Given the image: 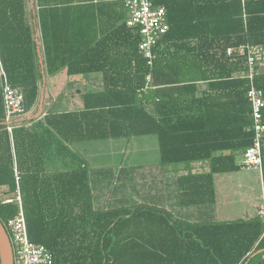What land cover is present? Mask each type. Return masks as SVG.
Instances as JSON below:
<instances>
[{
    "label": "trees",
    "instance_id": "1",
    "mask_svg": "<svg viewBox=\"0 0 264 264\" xmlns=\"http://www.w3.org/2000/svg\"><path fill=\"white\" fill-rule=\"evenodd\" d=\"M151 1L165 7L168 28L148 64L139 30L122 13L112 27L88 32L87 10L99 13L102 3L35 0L40 45L28 0H0V68L21 90L23 112L37 101L42 72L103 78L100 90L82 94L81 109L45 112L10 133L0 86V222L17 213V202L5 199L18 188L28 237L50 251L52 264H264L258 215L215 221L211 212L214 174L240 169L236 157L254 137L246 56L226 50L264 49V0ZM255 67L252 83L264 100V72ZM200 81L208 84L202 91ZM144 135L156 136L159 167L185 164L187 172L164 180L153 167L91 168L70 148ZM261 157L264 180V139ZM170 195L176 211L159 203Z\"/></svg>",
    "mask_w": 264,
    "mask_h": 264
},
{
    "label": "crops",
    "instance_id": "2",
    "mask_svg": "<svg viewBox=\"0 0 264 264\" xmlns=\"http://www.w3.org/2000/svg\"><path fill=\"white\" fill-rule=\"evenodd\" d=\"M34 1L35 0H28V4H27L28 16L26 19L29 22V24L32 26L33 36L36 37V39L39 41L41 45L40 27L37 17V10L34 7V3H35ZM91 3L95 5L97 3H102L104 5L101 7L99 13H97L96 8L93 9V7H89V9L87 10V16L84 17V21L88 25V32L90 34L95 31V28H98V25H100V27L103 26L106 29L108 27H112L116 14L122 13L124 16L123 19L126 20L127 18V12L123 11V9H121L117 5L118 0H92ZM116 18H117L116 23L118 20H119L118 22H120L121 18L118 17ZM39 56L40 58H43L42 50ZM257 71L261 73L264 72V58L262 61H260L257 64ZM58 73L61 74L60 75L61 77L59 78L61 82L60 83L58 82L59 86L58 84L55 85V81H52L51 83L48 84L49 81L45 79L46 76L55 75ZM4 78L9 83L4 71L0 68L1 87ZM102 85H103V78L101 73L99 72H91L83 75L82 74L68 75L66 73V69H62L54 74H47L42 72L41 78L39 79V94L36 103L29 110H25L24 112H22V114L19 117H14L11 120V124L14 126L19 124V121H21L20 123H22L24 121H28L29 119L42 117L43 114L45 112H48L49 108L53 106V103L56 100L54 96L55 92L58 93L60 95V99L64 100V103L67 104L66 108L62 105L64 109L59 110L57 112H66V111L81 109L83 107V101L81 104L80 98L82 99V94L84 92H81L80 89L86 88L92 91H98L101 89ZM207 85L208 84L206 81H200L197 83V89L202 91L207 88ZM3 124L6 127L4 121ZM146 136L148 135L122 137L115 139L114 138L104 139L110 142L108 145L109 154L114 153V155L120 157L118 161L115 162V165L109 164L104 166L113 168L115 172H117L120 168L123 167L130 168L136 166L143 168L144 171H149V168L153 167L156 178L164 179V180H166V178H174L178 175L187 172V168L185 164L166 165L162 168L159 167V151L157 152V155L154 152L152 154L155 157L154 162L151 163L141 162L140 161L141 159H143L144 161L145 158L148 157V155L150 154L149 149L152 146V144H150L149 142V139H144ZM135 137L142 138L139 141V146L141 148V155L139 157H141V159H139L138 157L137 159H135L134 157L135 150L131 142H134L132 140H134ZM85 141H89V140H85ZM78 142H83V141H78ZM156 144L158 150V143ZM78 153L83 157V159L85 160L86 164L89 167L91 168L102 167V166H95L93 164H89L88 158H86L84 154H81L80 152ZM135 160L138 161L135 162ZM205 166H206L205 163H193L191 165V169L203 170L206 168ZM213 184L215 191V195H214L215 203L213 208L211 209V212H213V217L215 221L236 220V219L247 220L257 216L258 207L264 201V180H263V173L261 167L249 168V169H243L241 167L240 169L231 172L215 173L213 176ZM159 203L160 205L174 211H176V209L179 208L176 197H173L172 195L160 197ZM183 210L187 212L186 215H189L193 212L194 215L199 214L198 210L194 208H188V209L183 208Z\"/></svg>",
    "mask_w": 264,
    "mask_h": 264
},
{
    "label": "built area",
    "instance_id": "3",
    "mask_svg": "<svg viewBox=\"0 0 264 264\" xmlns=\"http://www.w3.org/2000/svg\"><path fill=\"white\" fill-rule=\"evenodd\" d=\"M127 11L125 23L129 27H135L141 34L138 49L151 64L153 59L152 49L157 41L166 33L168 25L165 7L155 5L151 0H122ZM228 55L232 53L245 54L247 71L245 75L250 78L251 85L247 91V98L251 103L252 129L254 133L253 142L240 155L242 168H260L262 164L261 144L264 139V119L262 109L264 100L262 91L257 89L252 78L255 74V66L263 60L264 50L260 45H238L226 50ZM150 75H146L148 87ZM2 100L4 107V122L9 132L13 125L11 120L19 117L23 112V94L18 87L11 86L6 79L2 83ZM15 200L18 204L17 213L6 221L4 228L9 236L13 264H52V255L43 245L31 241L28 237L26 220L24 217L20 192L17 188L15 195L5 199V202ZM257 215L264 223V201L258 207Z\"/></svg>",
    "mask_w": 264,
    "mask_h": 264
},
{
    "label": "rangeland",
    "instance_id": "4",
    "mask_svg": "<svg viewBox=\"0 0 264 264\" xmlns=\"http://www.w3.org/2000/svg\"><path fill=\"white\" fill-rule=\"evenodd\" d=\"M264 50V49H263ZM61 74H55V75H47L46 76V80L49 81V83H51L52 81H55V85L58 84V82L60 83V76ZM43 81V78H42ZM82 85V83H81ZM59 86V84H58ZM86 88H81L80 91L81 92H86L90 89H86ZM55 101L53 103V106L49 108V111L51 112H57L59 110H63L64 107L66 108L67 104L64 103V100L60 99V95L58 93L55 92ZM81 104H82V99L80 98ZM68 102V101H67ZM64 107H63V106ZM82 106V105H81ZM76 108V107H74ZM140 137H135L134 142H131V144H133V148L135 150V159H137V157L139 159H141V157H139L141 155V148L139 146V141H140ZM144 139H149L150 144H152V146L150 147L149 151L150 154L148 155L147 158H145V160L143 161V159H141V162H146V163H151L154 162V156L152 155L153 152L157 155V142H156V137L154 135H148L146 136ZM110 142H108V140H89V141H83V142H74L70 145V148L74 151L80 152L81 154H84L86 158H88L89 160V164H93L95 166H104V165H115V162L118 161V159L120 157H117L116 155H114V153L109 154V145ZM117 143V142H116ZM153 147V149H152ZM138 160H135V162ZM236 161L239 163V161H241V157L240 155H237L236 157ZM245 169V168H243ZM52 170V169H51ZM234 174V173H232ZM8 232V230H7Z\"/></svg>",
    "mask_w": 264,
    "mask_h": 264
},
{
    "label": "water",
    "instance_id": "5",
    "mask_svg": "<svg viewBox=\"0 0 264 264\" xmlns=\"http://www.w3.org/2000/svg\"><path fill=\"white\" fill-rule=\"evenodd\" d=\"M0 264H13L12 248L6 229L0 222Z\"/></svg>",
    "mask_w": 264,
    "mask_h": 264
}]
</instances>
